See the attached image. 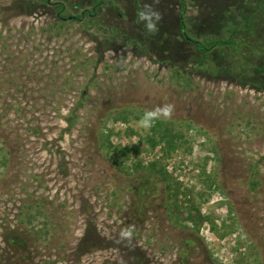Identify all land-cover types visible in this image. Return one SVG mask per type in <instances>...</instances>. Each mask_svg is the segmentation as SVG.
Listing matches in <instances>:
<instances>
[{
	"label": "rangeland",
	"instance_id": "1",
	"mask_svg": "<svg viewBox=\"0 0 264 264\" xmlns=\"http://www.w3.org/2000/svg\"><path fill=\"white\" fill-rule=\"evenodd\" d=\"M93 1L0 0V264H264V11L186 0L185 33L236 41L198 64L179 0L76 19ZM153 160L199 231L170 216Z\"/></svg>",
	"mask_w": 264,
	"mask_h": 264
},
{
	"label": "trees",
	"instance_id": "2",
	"mask_svg": "<svg viewBox=\"0 0 264 264\" xmlns=\"http://www.w3.org/2000/svg\"><path fill=\"white\" fill-rule=\"evenodd\" d=\"M43 2H49V0H42ZM181 4V32L186 37L187 41H190V44H193L196 48L195 54H191V60L194 59L197 61L198 64H203L207 57L209 56L211 51H214V49H218V47H231L233 48L236 47V41L234 37L229 36V37H215V38H205V39H200L199 37H192L188 33L184 32V29L186 27V20H184V13L187 11V2L186 0H179ZM105 0H94V6L92 9H88L81 13V15L76 16V19H81L83 15H94L96 12L97 8L102 7V5L105 3ZM57 4V3H56ZM255 8L253 11H251L250 15L254 13V11L257 10H263L264 11V0H256L255 3ZM137 7L140 6L139 3H136ZM222 8H224V4H222ZM222 8H219L221 11ZM229 8L226 7L225 10H228ZM218 10V11H219ZM66 11V7L64 3H58V17L61 19V25L64 23V20L68 17L67 14L64 12ZM74 18V17H72ZM225 16L220 15V13H216L214 20L207 24V26H210L206 29V32L214 33L215 35L220 32L221 27L224 25V19ZM247 22L248 24H251V19L249 16H247ZM206 26V25H205ZM220 28V29H219ZM209 30V31H208ZM222 54V52H221ZM258 73H262L264 75V66L256 69ZM260 87L264 86V83L259 85ZM257 86V88L259 87ZM178 136V135H177ZM152 141H155V138L151 137ZM174 145V143H173ZM113 151L111 152V157L113 159V164L117 167L119 170L126 171L125 166L123 165V160L125 158L129 157L130 151H133L131 147H115L112 149ZM137 152H139L138 149H136ZM172 150V147L169 146L168 151L170 152ZM167 151V152H168ZM159 160H153L148 167L153 168L156 170V172L161 176V179L166 181L168 186H169V192H168V210L170 213V216L173 217L177 222L184 224L187 221H191L193 225H195V228L197 231L200 230L202 224L208 220V217L202 214L201 210L193 203L192 205H188L186 203V207L184 208V203L181 202L180 196L182 194H188V191L182 190V186L180 181L173 176L172 173L167 171V168L159 163ZM137 168H146L142 162H138L136 165ZM197 209V210H196Z\"/></svg>",
	"mask_w": 264,
	"mask_h": 264
}]
</instances>
